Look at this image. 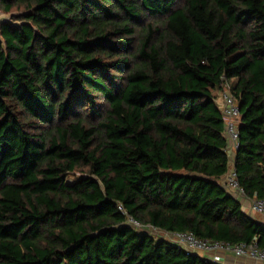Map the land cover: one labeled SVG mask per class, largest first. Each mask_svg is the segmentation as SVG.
<instances>
[{
	"label": "trees",
	"instance_id": "1",
	"mask_svg": "<svg viewBox=\"0 0 264 264\" xmlns=\"http://www.w3.org/2000/svg\"><path fill=\"white\" fill-rule=\"evenodd\" d=\"M29 10L0 44V264H221L131 218L264 247L217 102L232 80L261 198L264 0H0Z\"/></svg>",
	"mask_w": 264,
	"mask_h": 264
},
{
	"label": "built area",
	"instance_id": "2",
	"mask_svg": "<svg viewBox=\"0 0 264 264\" xmlns=\"http://www.w3.org/2000/svg\"><path fill=\"white\" fill-rule=\"evenodd\" d=\"M231 81L232 80L225 79L223 89L219 94V98L221 100L220 105L225 118V133L228 137V146L226 149L228 150L229 155L232 157L233 154H236V151L240 147L239 123L242 117V112ZM261 166L264 170V159L261 162ZM226 187L241 196L246 195L244 188L239 182L238 174L234 167L228 173ZM119 209L123 212H126L122 205L119 206ZM251 210L264 214V196L261 198H253ZM130 220L137 227L150 229L152 232H158L159 235L180 245L188 252H203L209 254V259L216 263H221L223 254L225 253L233 254L236 257H251L252 259L264 263V247H260L256 239L252 242L231 243L224 240L198 237L195 233L190 231L163 232L152 228L150 225L143 226L132 218Z\"/></svg>",
	"mask_w": 264,
	"mask_h": 264
},
{
	"label": "crops",
	"instance_id": "3",
	"mask_svg": "<svg viewBox=\"0 0 264 264\" xmlns=\"http://www.w3.org/2000/svg\"><path fill=\"white\" fill-rule=\"evenodd\" d=\"M219 94H220V92L218 93V96H219ZM218 100L220 101L218 103H221V100H220L219 97H218ZM234 155L236 157V154H233V156L231 157V166H230L229 172L234 167V163H235V157H234ZM228 173L225 174L223 177H221L218 180V182L221 185L225 186L226 189H227L226 185H227V176H228ZM230 193L233 194V196L235 198H237L241 202V204H242V206H243V208H244V210L246 212H248L252 217H254L255 219H257L261 224L264 225V214H261V213H258V212H254V211L251 210V204H252V200H253L254 197H250L247 194L241 196V195L237 194L236 192H233V193L230 192ZM199 254L201 256L210 258V255L209 254H206V253H203V252H200ZM221 264H255V261L253 259H251V258L236 257L233 254L225 253V254H223V259L221 261Z\"/></svg>",
	"mask_w": 264,
	"mask_h": 264
},
{
	"label": "water",
	"instance_id": "4",
	"mask_svg": "<svg viewBox=\"0 0 264 264\" xmlns=\"http://www.w3.org/2000/svg\"><path fill=\"white\" fill-rule=\"evenodd\" d=\"M31 12L32 11L29 10V11H23V12L2 13L0 15V44L6 45L4 37H3V33H2V27L5 24H10L13 26H21L23 22L19 20H15V18H18L21 16H27Z\"/></svg>",
	"mask_w": 264,
	"mask_h": 264
},
{
	"label": "rangeland",
	"instance_id": "5",
	"mask_svg": "<svg viewBox=\"0 0 264 264\" xmlns=\"http://www.w3.org/2000/svg\"><path fill=\"white\" fill-rule=\"evenodd\" d=\"M2 13H5V12L0 11V15H1ZM217 102H220V101L218 100ZM80 177H82V174H80V173H72V175L69 174V176H68L66 182H67V183H74V182L78 181V179H79ZM227 189H228V188H227ZM228 190H229V189H228ZM229 191L233 193V191H231V190H229ZM153 233H154L155 235H159L158 232H156V231H153ZM246 258H251V257H246ZM251 259H252V258H251ZM253 260L255 261V264H264L263 262L257 261V260H255V259H253Z\"/></svg>",
	"mask_w": 264,
	"mask_h": 264
}]
</instances>
